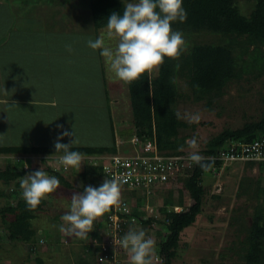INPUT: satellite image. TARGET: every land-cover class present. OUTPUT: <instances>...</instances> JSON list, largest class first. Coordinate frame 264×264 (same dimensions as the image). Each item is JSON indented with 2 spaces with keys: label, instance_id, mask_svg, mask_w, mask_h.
<instances>
[{
  "label": "rangeland",
  "instance_id": "obj_1",
  "mask_svg": "<svg viewBox=\"0 0 264 264\" xmlns=\"http://www.w3.org/2000/svg\"><path fill=\"white\" fill-rule=\"evenodd\" d=\"M0 2V25L3 24V30L7 29L3 18L12 19V12L17 11L20 21L16 28L8 31H17L15 38L37 46L35 49L40 50L41 55H36L35 61L38 57L46 60L47 65L41 63L39 74L32 76L33 81L29 85L33 83L38 86L36 92L39 99H46L48 95L55 99L54 107H47L40 112V117H46L49 126L52 124L48 134L37 127V113L35 117L33 108L29 106L27 114L20 111L23 124L13 119L14 127L8 129L10 136L7 134V125L0 122V141L7 139L11 145L54 144L64 129L75 132L79 141L76 145L110 146L115 143L118 153H129L133 149L130 135L133 115L128 85L116 77L110 63L101 55V50H93L88 46L89 40L103 38L105 46L114 49L118 38L109 36L106 27L95 31L84 0ZM239 6L245 14L249 13L248 0H239ZM30 66L35 69L34 63ZM156 72L157 68L151 74ZM179 86L183 97L176 104L177 111L181 115H200L198 123H189L183 119L188 127L182 129L181 135H187V141L195 138L199 149L203 148L206 140L225 128L242 127L246 122L259 120L264 114V75L256 79L252 75H245L232 81L224 96L210 106L206 100L194 101L185 81L179 79ZM30 92V89H26L24 98ZM69 140V137H65L61 142L67 144ZM15 160V156L0 157V169ZM23 161L25 167L30 169L44 165L38 156H24ZM85 163L82 159L81 166ZM260 178L262 180L259 181ZM75 179L81 181V178ZM260 182L264 184V172H261L258 165L252 167L234 162L220 176L215 171H208L203 178L207 192L202 212L194 224L184 229L174 264H243L239 253L241 239L245 237L247 227L252 224L255 207L264 200L262 196H257ZM4 184L0 180V210L9 203H15V200L12 202L11 198L2 195ZM11 184L15 185L14 182ZM74 184L82 190H70L60 185L58 190L46 197V207L33 220L38 234L48 233L51 237L50 243L45 241L40 253L30 250L31 246L23 242L11 241L0 213V264H36L37 257L43 258L44 264H76L80 259L79 254H84L87 246L94 247L95 243L90 239L92 232L88 239H78L59 230L63 223L61 216L69 210L73 193L82 192V185L98 187L96 182L88 180L76 181ZM179 189L178 183H171L150 193L144 194L145 191H141L128 198L135 205L140 197L144 214L159 217V208L164 199L177 198ZM214 194L219 197L214 198ZM184 198L188 204L193 202L187 192H184ZM140 230L145 231L146 236L155 242L152 256L155 260L163 237H159L155 229L146 226H141ZM100 252L97 251V255ZM123 254L125 264H129L128 254ZM93 264L100 263L94 259Z\"/></svg>",
  "mask_w": 264,
  "mask_h": 264
},
{
  "label": "trees",
  "instance_id": "obj_2",
  "mask_svg": "<svg viewBox=\"0 0 264 264\" xmlns=\"http://www.w3.org/2000/svg\"><path fill=\"white\" fill-rule=\"evenodd\" d=\"M84 1L95 31L106 27L107 19L113 12L123 14L124 0ZM248 3L250 11L245 14L239 6V0H183L187 18L182 23L177 21L172 24L173 30L181 32L185 41L180 55L175 59L166 57L163 64L157 67L156 74L146 73L140 79L127 83L133 115L131 138L137 136L141 142L155 139L162 152L183 154L188 150V136L181 135V131L187 128L188 124L176 115V104L183 97L179 79L185 81L194 101L206 100L210 106L224 96L232 81L245 75H252L255 79L264 75V0H248ZM263 136L264 114L259 120L246 122L238 128L227 127L206 140L203 148L199 149V154L204 155V163L207 166L202 168L194 163L179 172L178 179L174 182L180 185L177 198L164 199L159 208V217L144 214L140 197L137 198V204L130 203L128 197H134L136 191L124 193L130 213L125 214L128 220L121 235L124 236L130 228L139 231L141 226L155 229L156 234L163 239L159 242L156 261L152 259L153 264H174L184 229L194 224L202 212L207 192L203 178L208 171L215 169L216 172L223 165L222 161L212 157L232 142H252ZM71 150L81 153L82 156L118 153L115 143L110 146L74 145ZM54 154V144L0 145V157H16L14 162L6 163L4 168L0 169V180L5 183V191L1 193L11 198L12 202L15 200V203H9L0 210L7 236L11 241L31 246L30 250L38 253L42 251L41 247L45 243H39V234L33 220L38 212L46 207L47 198L34 210H28L22 198L20 180L29 172L40 168L25 167L23 157L41 156L46 173L55 176L60 185L70 190H82L78 186L75 187L76 181L96 182L99 187L105 178L109 179L101 165L85 163L80 168L66 170L57 162V157L63 153ZM244 164L253 167L256 162L247 161ZM259 166L261 172H264V163H259ZM226 168L228 166L223 170ZM75 178H81V181ZM158 188L163 186H152L151 192ZM258 190L260 192L257 196L264 198V184ZM184 192L192 197L191 204L184 198ZM146 193L147 191L144 192ZM218 197L219 195L214 194V198ZM175 207L183 209L176 211ZM255 208L252 224L247 227L246 235L241 239L239 253L243 264H264V200ZM9 215H12V218H9ZM105 221V217H100L94 222L90 234V239L95 243L94 247L87 246L84 254H79L80 259L76 264H93V260L98 258L97 251L101 250L104 240ZM41 235L50 243L51 237L48 233ZM117 249L118 264H125L122 253L127 252L118 246ZM112 254L111 252L110 256ZM36 264H44L43 258L37 257Z\"/></svg>",
  "mask_w": 264,
  "mask_h": 264
},
{
  "label": "clouds",
  "instance_id": "obj_3",
  "mask_svg": "<svg viewBox=\"0 0 264 264\" xmlns=\"http://www.w3.org/2000/svg\"><path fill=\"white\" fill-rule=\"evenodd\" d=\"M186 18L183 0H124L123 14L113 12L106 23L108 35L118 38L116 47L105 46L103 38L89 40L88 46L101 50L116 77L131 83L159 67L166 57L175 59L180 55L185 41L181 32L173 30L172 24L177 21L182 23ZM68 50L71 51V48ZM176 115L189 123L200 120L198 113L181 115L177 112ZM65 137L70 138L67 144L61 142ZM78 142L74 131L64 129L54 142L55 154L63 153L57 157V162L66 170L81 167L82 154L71 150ZM186 143L190 150L187 159L202 168L206 167L204 158L199 154L197 140L191 138ZM20 187L22 198L31 211L60 188V181L55 176H49L43 165L25 175L20 180ZM81 187L82 192H74L71 196L69 210L61 216L63 223L59 230L69 237L88 239L94 222L119 203L121 188L119 181L106 178L99 187ZM114 243L116 248L118 246L127 252L129 264H153L155 242L146 236L145 231L130 228Z\"/></svg>",
  "mask_w": 264,
  "mask_h": 264
},
{
  "label": "built area",
  "instance_id": "obj_4",
  "mask_svg": "<svg viewBox=\"0 0 264 264\" xmlns=\"http://www.w3.org/2000/svg\"><path fill=\"white\" fill-rule=\"evenodd\" d=\"M133 149L129 153H108L83 156L86 163L101 165L109 179H116L120 182L121 196L119 203L113 205L102 217L106 219L104 228V240L101 244V252L98 254L100 264H118L119 258L116 253L118 249L114 241L120 240L121 232L125 229L127 222L125 214L130 210L124 193L136 191L151 192L152 186H165L174 183L178 174L184 168L193 166V162L187 159L189 151L183 154H166L162 152L155 139H147L141 142L137 136L132 137ZM203 158L204 155L200 154ZM222 161L223 165L215 172L220 176L225 166L231 163H244L254 161L256 165L264 163V136L252 142H232L226 148L213 156ZM215 171V169H213ZM217 171V170H216ZM181 207H175L181 211ZM132 220H136L131 218ZM127 229L126 231H128ZM39 243L44 244L45 239L39 234ZM113 253L110 256V253ZM123 260V259H122Z\"/></svg>",
  "mask_w": 264,
  "mask_h": 264
},
{
  "label": "crops",
  "instance_id": "obj_5",
  "mask_svg": "<svg viewBox=\"0 0 264 264\" xmlns=\"http://www.w3.org/2000/svg\"><path fill=\"white\" fill-rule=\"evenodd\" d=\"M0 5H2L1 2ZM19 16L20 15H17V11H13L12 19L3 18L7 23L6 30H3V24L0 25V122L7 125V134L10 136L11 133L8 129L14 127V121H19L23 124L20 111H22L23 114H27L28 107L31 106L34 110L35 117L36 113L38 116L35 118L37 121L39 120L37 127L43 129V133L46 132L48 134V129L52 124L49 126V120H47L46 117H40V112L45 111L47 107H54L55 99L50 98V95H48L46 99H39L38 93L36 92L38 86L33 85V83L29 85V82L31 84V81H33L32 76L39 74L38 67H42L41 63L46 64V60H41L38 57L37 61H35L36 55H41L40 50L35 49L37 46L35 44L28 45L27 40L22 42L15 38L17 31H8L9 29L12 30L16 28L18 25L17 23L20 21ZM31 63H34L35 69L31 68ZM26 89H30L31 92L24 98ZM13 116H15V118H13ZM25 127L26 126H23V128ZM7 142V139L0 141V145H11ZM35 156L40 157L41 160V156L39 155H30L27 157L33 158Z\"/></svg>",
  "mask_w": 264,
  "mask_h": 264
},
{
  "label": "bare ground",
  "instance_id": "obj_6",
  "mask_svg": "<svg viewBox=\"0 0 264 264\" xmlns=\"http://www.w3.org/2000/svg\"><path fill=\"white\" fill-rule=\"evenodd\" d=\"M131 140H132V138H131ZM132 143V142H131Z\"/></svg>",
  "mask_w": 264,
  "mask_h": 264
}]
</instances>
